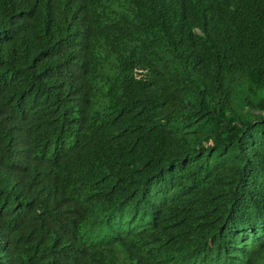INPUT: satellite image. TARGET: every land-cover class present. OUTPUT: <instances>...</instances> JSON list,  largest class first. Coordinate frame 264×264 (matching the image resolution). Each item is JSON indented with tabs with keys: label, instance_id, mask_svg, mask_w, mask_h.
I'll return each mask as SVG.
<instances>
[{
	"label": "trees",
	"instance_id": "16d2710c",
	"mask_svg": "<svg viewBox=\"0 0 264 264\" xmlns=\"http://www.w3.org/2000/svg\"><path fill=\"white\" fill-rule=\"evenodd\" d=\"M214 5L0 0V264H264V0ZM100 95L129 153L62 145Z\"/></svg>",
	"mask_w": 264,
	"mask_h": 264
},
{
	"label": "clouds",
	"instance_id": "9594fccd",
	"mask_svg": "<svg viewBox=\"0 0 264 264\" xmlns=\"http://www.w3.org/2000/svg\"><path fill=\"white\" fill-rule=\"evenodd\" d=\"M168 1V12L171 11L175 19L176 17H181L184 19L191 18L194 22V26L192 28L193 31L196 33H201V35L203 32L198 28L199 25L196 22L198 18H194L198 15V13L203 12L206 14L207 9L210 7L215 8V6H217L214 5L216 4L217 0ZM101 79L102 78L100 77V80ZM114 113L115 112L112 111L111 104H108L104 95H100L99 97L92 98L90 100H85L84 106L80 105V107L77 109L76 116L79 118V120L68 121L64 124L62 129L70 135V139L68 141H63L62 145L68 146L67 149H69L72 153L74 150V152L77 154L80 149L91 145L103 133H108L109 141L113 146L121 148L123 151H127L129 153L130 149L134 147V143L139 134L137 132L138 128L137 130L128 128L126 121H123V118H117ZM77 185L78 182L76 187ZM185 191H188L186 197L189 199L200 204H205L207 194L203 187L192 186L190 188H186ZM159 209L160 205L155 203L153 205V210L147 212L145 222L141 228H147L150 226V223L153 221V216ZM208 246H211V242L208 243Z\"/></svg>",
	"mask_w": 264,
	"mask_h": 264
}]
</instances>
